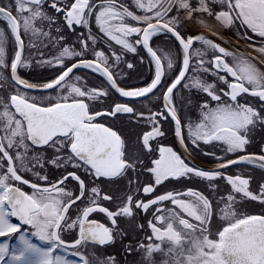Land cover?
Here are the masks:
<instances>
[{"label": "snow or ice", "instance_id": "obj_1", "mask_svg": "<svg viewBox=\"0 0 264 264\" xmlns=\"http://www.w3.org/2000/svg\"><path fill=\"white\" fill-rule=\"evenodd\" d=\"M132 2L140 14L122 0H10L0 6L6 25L0 27V88L8 90L0 96V237L6 238L0 264H118L114 256L90 251L118 240L125 257L139 254L135 264H157V257L160 264H264V211L242 210L248 202L264 205V179L253 190V177L244 171L264 172V146L259 155L247 153L257 129L264 130V72L254 57L226 50L204 34L186 35L193 26L217 36L219 29L236 28L248 40L251 32L264 56V0ZM65 32L74 39L69 42ZM9 35L15 51L5 76ZM159 36L172 46L154 47ZM129 54L140 65L147 62L151 79L145 86H120L136 68ZM34 65L59 72L43 83L18 75ZM81 69L101 78V86H89L87 75L75 74ZM113 93L133 103L97 110ZM157 104L155 111L149 107ZM193 108L198 122L185 123L181 113ZM118 116L140 129L134 138L98 122ZM169 120L185 152L189 143L218 144L224 155H205L223 162L200 169L160 144ZM234 166L241 171L226 174ZM49 167L66 174L52 181ZM192 178L207 182L214 193L221 191L216 181L223 180L228 190L215 207L191 188L155 195L166 182ZM149 212L147 225L139 223ZM97 213L108 224L89 218ZM217 215L223 226L213 231ZM73 233L75 239L66 242L63 237Z\"/></svg>", "mask_w": 264, "mask_h": 264}, {"label": "flooded vegetation", "instance_id": "obj_2", "mask_svg": "<svg viewBox=\"0 0 264 264\" xmlns=\"http://www.w3.org/2000/svg\"><path fill=\"white\" fill-rule=\"evenodd\" d=\"M10 0H0V6H5L8 4ZM119 2V0H118ZM123 3L127 4L129 6V10L136 11L137 14H140L138 10H136L133 6L132 0H122ZM47 11L50 14H54L53 10L51 8H48L47 5H45ZM209 24H212V21H208ZM0 27H6L5 22L0 21ZM243 29H240L241 34L243 33ZM93 32L96 33L97 29L95 28V25L93 24ZM197 34H204L208 39H211L217 44H220L222 47H224L226 50L238 52L242 56H251L254 57V63L256 64L257 68L264 72V56H261L256 49L260 46L259 39L255 36V34H252L249 32V36L252 37L251 40L245 39L242 37V35H237V29H219V35H212L211 32L208 29H204L201 27L193 26L190 28L186 35H197ZM65 35H68L67 32H65ZM69 42L74 39V37L68 35ZM25 42L27 43L28 40L25 38ZM153 46L160 47L162 49H167L172 46V43L168 41V38L165 36H159L158 38L153 40ZM201 45L197 43L195 47H200ZM15 47L12 42V38L9 35L8 37V44L6 48V57L9 64V69L4 73L5 76H10V61L11 58L14 55ZM46 53H51V49L44 50ZM27 53V50H26ZM143 54V53H142ZM87 59H91L92 57H86ZM128 60L132 61L134 64H136V68L132 70L128 75L127 78L124 79L122 82H120L121 87H142L145 86L147 82H150L151 74L149 72V66L147 62H145L143 65L139 64V57H133L131 54L127 57ZM228 62L232 63V58L228 57L226 58ZM59 70H57L56 73H53L52 70L47 68H41L38 66H33L31 69H19L18 75H20L22 78L29 80L32 83H43L47 82V80H50L54 78L55 74H58ZM75 74L78 75H87L88 76V84L92 87H98L101 86V78H99L96 74H90L87 72V70H77ZM178 74V69H177ZM209 82L213 79L212 77H207ZM231 79V78H229ZM143 81V82H142ZM8 94L7 88H0V96H6ZM247 100L249 103L256 104L258 103L257 98L247 97ZM195 102V101H194ZM243 102V101H242ZM115 103H133V101L126 100L125 98H120L117 94L113 93L108 99L104 101L103 104L97 105V110H103L107 108L109 105H114ZM136 106L139 107L140 101H135ZM160 105H149V107L152 108L153 111L157 110ZM181 115L184 117L185 123H187L188 119L190 118L193 122H198L199 116L198 112L195 108H193L191 111H188L187 113L182 112ZM129 117L127 116H118L114 121L110 118H101L98 122L106 123L108 125H113L115 130L120 131L125 137L134 138V133L139 131L140 129L133 124H130ZM172 127L171 121H165L163 122V128L166 132V135L160 139V144L164 146H171L179 155H181L182 158L186 159V162L190 161L192 164H195L200 169H210L216 166L217 163H221L223 161H217L213 159L209 155H205V153H215L217 156L224 155L222 148L218 144H209L205 145L203 143L200 144V146L197 148L189 143V151L185 152L184 149L180 146L178 141L176 140L174 133L170 130ZM148 130V129H143ZM186 135V133H185ZM264 146V130L257 129L255 132L252 142L247 147V153H252L259 155L261 154V148ZM245 154V153H241ZM46 155L50 158L52 153L51 150H47ZM228 159H235L236 157L233 155H228ZM68 171H73L71 167L67 169ZM241 171L239 167H230L226 170V174H236L237 172ZM245 172H250L253 177V183L251 185V188L253 190H257V182L264 179V172H262L259 168H251V169H244ZM49 179L52 181H55L56 179H59L60 176H62L64 173L63 170H55L53 168L47 169ZM78 175H81L82 178H87L84 176L83 172H78ZM24 178L26 179H33L30 174H25ZM143 180L147 181L148 177L145 176L142 178ZM216 183L220 186L221 191L219 193H214L209 190L207 182H202L196 178H192L191 180L183 179L178 182H166L162 186L158 187L156 189L155 195H160L165 193L169 190L179 191L183 192L187 189L191 188L197 191L202 192L204 195L208 196L210 200H212L213 205L215 207V200L218 198L219 195L224 194L228 190V186L225 184L223 180H218ZM69 185H73L74 182L69 179L68 181ZM89 187H91V184H89ZM23 190L25 191H31L28 186H23ZM139 198V197H138ZM153 196L144 197L145 201L147 199H152ZM111 207V205H105ZM164 207H172L170 202H165ZM243 211H246L249 214H260L262 211H264V205H261L258 202H248L244 205L242 208ZM152 211H155V209H152ZM143 215V214H142ZM75 217V213L72 214V218ZM90 219L98 220L102 223L108 224L103 214H92ZM151 212H149L143 219L138 220L139 223L147 225V220L151 219ZM14 222L15 218H12ZM121 226H125L124 222L121 221ZM223 226V222L219 219L218 215L214 216L211 221V228L213 231L218 230L220 227ZM142 237L143 233H130L129 238L131 237ZM66 242H71L75 239V233L71 235H65L63 237ZM123 243H128V240H124ZM90 251H93L97 257L101 258H108L114 256L117 261H120L121 264H135V261L139 259V254L127 256L124 255V250L122 247L121 242L118 240L114 245H110L107 247H96L95 249H90ZM157 264H160V258L157 257Z\"/></svg>", "mask_w": 264, "mask_h": 264}, {"label": "rangeland", "instance_id": "obj_3", "mask_svg": "<svg viewBox=\"0 0 264 264\" xmlns=\"http://www.w3.org/2000/svg\"><path fill=\"white\" fill-rule=\"evenodd\" d=\"M4 239H6V238L0 237V242H2ZM14 242H15L14 238L10 239V243H14ZM36 242H38V241H36Z\"/></svg>", "mask_w": 264, "mask_h": 264}, {"label": "trees", "instance_id": "obj_4", "mask_svg": "<svg viewBox=\"0 0 264 264\" xmlns=\"http://www.w3.org/2000/svg\"><path fill=\"white\" fill-rule=\"evenodd\" d=\"M117 262H118V264H121L120 261H117Z\"/></svg>", "mask_w": 264, "mask_h": 264}, {"label": "water", "instance_id": "obj_5", "mask_svg": "<svg viewBox=\"0 0 264 264\" xmlns=\"http://www.w3.org/2000/svg\"><path fill=\"white\" fill-rule=\"evenodd\" d=\"M118 95V94H117ZM121 98V97H120Z\"/></svg>", "mask_w": 264, "mask_h": 264}]
</instances>
